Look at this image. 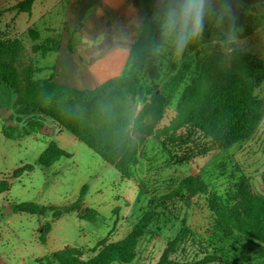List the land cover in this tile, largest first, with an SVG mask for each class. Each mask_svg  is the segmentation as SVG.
<instances>
[{
  "label": "rangeland",
  "instance_id": "374dc122",
  "mask_svg": "<svg viewBox=\"0 0 264 264\" xmlns=\"http://www.w3.org/2000/svg\"><path fill=\"white\" fill-rule=\"evenodd\" d=\"M19 1L0 0V36L21 41L23 50L15 61L18 69L31 64L42 69L35 79L55 76L57 53L44 55L35 52L33 46H55L56 41H47L52 37L58 39V44L62 42L69 4L65 0H36L31 13L19 14L10 9ZM71 19L75 20V15ZM153 25L160 30L159 23ZM151 27L146 25L127 69V74L140 82L139 94L128 104L137 115L157 86L170 105L161 121L147 119L131 132L139 157L128 179L49 117L39 112L17 114L22 109L16 106L17 95L0 83V181L12 183L8 191L0 193V264H48L54 252L66 247L90 258L98 242L124 238L153 200L154 206L158 198L171 193L190 175L204 180L209 193L189 200L176 198L156 209L157 215L141 237L136 258L130 264H158L168 243L180 231L182 220H186L190 233L169 253L170 264H196L205 256L219 257L208 264H264L256 256V243L261 241L241 232L223 234L208 204L209 198L216 195L237 216L244 217L254 209L264 214V116L249 139L188 163H178L174 149L168 151L164 146L174 131L171 122L177 116L182 93L202 57L216 59L234 49L252 55L258 66L256 93L264 99V0H212L201 38L190 43L180 57L170 43L155 44ZM34 28L38 29L37 40L29 32ZM67 50L76 54L69 47ZM31 122L42 127L33 131ZM27 131L30 134L25 135ZM184 132L185 127L177 131ZM51 141L70 157H62L51 167H41L37 160ZM24 165L34 168L14 179L13 172ZM83 185L87 186L84 207L98 212L92 220L82 219L75 212L53 220L51 212L38 216L13 209L20 202L68 206L80 197ZM48 225L51 230L42 243L40 236Z\"/></svg>",
  "mask_w": 264,
  "mask_h": 264
},
{
  "label": "trees",
  "instance_id": "16d2710c",
  "mask_svg": "<svg viewBox=\"0 0 264 264\" xmlns=\"http://www.w3.org/2000/svg\"><path fill=\"white\" fill-rule=\"evenodd\" d=\"M35 1L21 0L10 9L19 14L31 13ZM141 3L150 16V1L141 0ZM37 30H29L35 40L39 38ZM151 35H154L156 45L163 44L161 32L154 25ZM57 40L55 37L49 38L47 41H56L57 44H36L33 50L41 51L44 55L49 51L55 52L59 49ZM22 50L19 39L11 40L0 36V83L8 86L17 95L16 106L22 107L17 114L29 115L39 112L49 117L61 130L71 133L103 161L113 166L123 179H128L139 157V148L131 132L140 128L147 119L155 123L161 121L170 105L169 99L158 93V87L155 86L149 100L137 115H134L128 101H133L140 92L138 77L128 75L126 71L95 89L78 90L57 83L55 76L35 79L36 73L42 69L31 64L18 69L15 61ZM257 68L252 55L238 49L216 59L202 57L197 60L195 74L184 89L177 106V116L171 122V125L174 124V131L167 136L164 144L168 151L174 149L173 156L178 163H188L214 150L230 148L254 134L264 116V99L256 93ZM41 127L38 122H31L33 131ZM183 127L185 132L178 134L177 131ZM28 134L30 133L27 131L25 135ZM62 157H70V154L51 141L39 156L37 163L48 168ZM33 168L32 165H24L13 172V178H19L27 171L31 172ZM11 184L6 180L0 181V193L8 191ZM86 192L87 186L83 185L80 197L64 207L20 202L14 204L13 209L15 212L38 216L51 212L53 220L75 212L82 219L92 220L98 212L84 207L83 197ZM208 193V184L204 180L199 176H187L171 193L158 198L154 206L153 200L148 210L124 238L109 243L106 240L98 242L92 250L95 255L86 259L80 250L66 247L54 252L53 259H49L48 264H130L136 258L141 237L157 215L156 209L164 207L168 201L176 198L184 197L189 200ZM208 204L216 226L223 234L241 232L261 241L256 243V256L264 260V214L254 209L247 211L244 217L237 216L231 212L227 202L216 195L209 198ZM186 223V220H182L180 231L168 243L158 264L171 263L169 253L190 233ZM50 230V225L44 228L40 236L42 243L46 242V235ZM218 259L219 257L215 256H205L196 264H208Z\"/></svg>",
  "mask_w": 264,
  "mask_h": 264
},
{
  "label": "crops",
  "instance_id": "0c3cea01",
  "mask_svg": "<svg viewBox=\"0 0 264 264\" xmlns=\"http://www.w3.org/2000/svg\"><path fill=\"white\" fill-rule=\"evenodd\" d=\"M65 1L69 4L64 19L67 30L54 52L57 53L54 79L78 90L95 89L123 75L146 25L159 23L154 16L155 0H149L150 16L141 0ZM73 15L75 20L71 19ZM66 44L76 54L70 53Z\"/></svg>",
  "mask_w": 264,
  "mask_h": 264
},
{
  "label": "clouds",
  "instance_id": "9594fccd",
  "mask_svg": "<svg viewBox=\"0 0 264 264\" xmlns=\"http://www.w3.org/2000/svg\"><path fill=\"white\" fill-rule=\"evenodd\" d=\"M155 4L154 16L160 24L161 39L170 43L180 57L190 43L201 38L212 0H155ZM228 10L231 11L230 7Z\"/></svg>",
  "mask_w": 264,
  "mask_h": 264
},
{
  "label": "water",
  "instance_id": "95a60500",
  "mask_svg": "<svg viewBox=\"0 0 264 264\" xmlns=\"http://www.w3.org/2000/svg\"><path fill=\"white\" fill-rule=\"evenodd\" d=\"M157 92L159 93V90Z\"/></svg>",
  "mask_w": 264,
  "mask_h": 264
}]
</instances>
